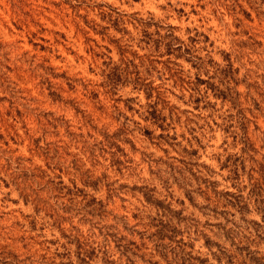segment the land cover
Listing matches in <instances>:
<instances>
[{"label": "rangeland", "instance_id": "obj_1", "mask_svg": "<svg viewBox=\"0 0 264 264\" xmlns=\"http://www.w3.org/2000/svg\"><path fill=\"white\" fill-rule=\"evenodd\" d=\"M0 264H264V0H0Z\"/></svg>", "mask_w": 264, "mask_h": 264}]
</instances>
